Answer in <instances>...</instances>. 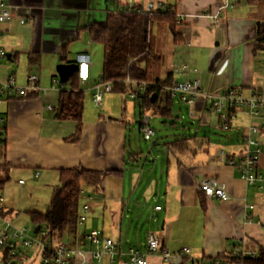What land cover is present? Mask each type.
I'll use <instances>...</instances> for the list:
<instances>
[{
	"label": "crops",
	"instance_id": "1",
	"mask_svg": "<svg viewBox=\"0 0 264 264\" xmlns=\"http://www.w3.org/2000/svg\"><path fill=\"white\" fill-rule=\"evenodd\" d=\"M5 1L10 5L12 18L0 23V50L5 53L0 57V82L13 76L16 85L26 86L27 77L34 74L39 89L32 97L6 93L2 96L0 175L3 176L0 180L4 176L9 178L8 173L26 174L29 178H40L42 185L57 182L53 190L62 168L78 166L118 172L104 176L99 188L100 199L91 203L85 193L92 187L82 184L77 214L87 203L85 221L77 222V233L64 234L66 241L61 240L64 235L58 241L51 238L53 243L63 242L77 250L74 264H126V250L135 247L144 251L149 232L157 235L171 255L164 260L158 253H148L147 264H189L190 258L206 260L237 251L256 254L259 246L264 247L261 229L264 123L260 119L239 111L230 128L221 131L217 116L207 110L209 101L198 97L191 105L182 102L196 124L180 126L173 107L175 101H181L172 98L173 117L165 121L160 116V124L165 128L159 133L154 131L152 145L144 153L133 132L127 139V121L123 116H112L109 112L105 115L91 110L90 106L87 112L83 102L77 141L67 140L74 133L77 121L55 116L62 87L56 65L77 63L78 55H88V80L79 84L84 98L92 100L103 53L101 45L90 39V25L104 21L108 13L144 9L149 3L160 5L163 11L170 9L180 21L175 30L181 34L182 41L173 44L171 34L167 37L168 61L163 73L172 70L176 82L199 78L205 93L221 94L237 88L244 95L256 93L264 97V50L253 51L255 24L262 18V6L248 0H234L230 4L225 0ZM161 30L169 32L164 26ZM154 31L158 33L159 26ZM159 48L156 43V50L163 54ZM180 65L186 66L180 72L174 71ZM164 99L165 93L161 91L158 107L164 105ZM254 124L259 126L256 173L261 180L248 184L240 177L238 163L245 147L244 136ZM214 125L215 130H211ZM148 160H151L149 166ZM204 177L217 179L229 199L201 198L197 184ZM6 181L0 187L1 206L10 215L14 201L10 196H2ZM18 183L25 184L22 179ZM148 202L154 203L150 213L153 226L142 235L143 208ZM157 205L160 209L154 208ZM92 229L113 239L121 253L112 256V260L105 253L99 260L93 258L91 252L101 250V245L86 240L85 235ZM182 247L189 249L186 257L179 255Z\"/></svg>",
	"mask_w": 264,
	"mask_h": 264
},
{
	"label": "trees",
	"instance_id": "2",
	"mask_svg": "<svg viewBox=\"0 0 264 264\" xmlns=\"http://www.w3.org/2000/svg\"><path fill=\"white\" fill-rule=\"evenodd\" d=\"M248 1L263 8L262 18L255 24L253 51L264 50V0ZM176 25V15L170 9L146 12L133 8L108 13L104 21L93 23L88 29L90 39L102 47L100 79L110 82L111 92H137L136 97L139 100H134L139 112L152 109L153 113H158L165 121L173 117L171 115L173 99L169 94H165L164 105L158 107L157 98L163 87L170 86L176 81L170 69L163 75L159 73L158 67L164 56L156 50L153 31L155 26L166 27L171 34V42L176 44L182 41L181 34L175 30ZM174 71H177L176 67ZM79 82L78 71L75 70L60 84L62 87L55 108L57 118L77 121L74 133L67 137L69 141H77L81 131L84 92L80 89ZM142 84L143 92L140 90ZM35 92H26L23 97H32ZM112 173L118 174L117 170L96 171L78 166L59 169L58 184L52 190L46 209L42 212L26 211L34 228L39 225L50 239L56 241L63 233H77L79 189L82 184L97 188L104 176ZM8 179V176H4L3 180H0V187ZM199 196L205 197L201 191ZM3 214L7 213L3 211ZM28 232L36 233L34 230ZM236 253L219 254L217 257L228 264H264L262 246H259L256 254L252 256L244 255L237 258ZM1 255L3 264H7L8 253L2 251ZM9 258L11 264H22L18 255Z\"/></svg>",
	"mask_w": 264,
	"mask_h": 264
},
{
	"label": "built area",
	"instance_id": "3",
	"mask_svg": "<svg viewBox=\"0 0 264 264\" xmlns=\"http://www.w3.org/2000/svg\"><path fill=\"white\" fill-rule=\"evenodd\" d=\"M226 4H230L234 0H225ZM161 9L160 5L149 3L143 11L150 12ZM12 18V11L10 5L5 0H0V23L10 20ZM22 22L23 19L21 18ZM217 21V20H216ZM179 24L180 21L176 20ZM5 55L3 50H0V57ZM90 66V59L88 55L80 54L77 56V71L81 82L88 80V70ZM186 65L177 66V72L185 68ZM27 85L19 86L14 83L13 76H8L3 82H0V103L3 101V94H8L14 97H23L28 91H37L39 86L37 84V76L31 74L27 77ZM57 82V80H54ZM140 90L143 92V84L140 85ZM95 91L92 94V101L100 105L102 102V95L105 92L111 91V84L108 81H102L98 77V82L95 85ZM162 91L169 94L171 98L177 99L183 103L191 105L192 102L198 98H205L209 102L207 110L214 113L218 119V126L220 129L227 130L239 111L249 113L251 117L260 119L264 123V97L261 94L251 93L244 95L240 89L229 88L221 94L203 92L199 78H191L180 80L170 86L163 87ZM137 92H130L129 97L136 99ZM51 109V106H47ZM150 115L145 111L140 112L139 130L141 131L145 140H150L154 134L153 128L149 123ZM0 118V123H2ZM245 147L240 157L238 171L240 177L248 184H253L261 180L259 174L256 173L259 148V126L250 125L244 136ZM220 155L226 157L224 151H220ZM199 191L203 192L206 197H215L222 200L229 199V194L225 188L213 177H204L199 180L197 184ZM81 193V191H80ZM83 197H88L83 195ZM2 198L0 196V250L6 251L9 257L17 256L22 264H74V258L77 250L67 246L63 242L53 243L44 229L40 228L34 234H29V229L24 226H16L10 218L3 214V207L1 206ZM88 204L84 203L77 214L78 224H82L86 218ZM155 209H160L157 205ZM33 231V227L31 228ZM30 229V230H31ZM264 231V223L261 225ZM88 242L95 245H101V250L91 252L92 257L99 260L102 254L109 255L110 260L112 256L119 255L120 249L113 239L103 237L100 230L92 229L85 235ZM148 253H158L164 260H167L171 253L162 246L159 238L153 232H149L146 237L145 250L135 247H129L126 252V264H147ZM189 249L182 247L179 255L182 257L188 255ZM244 255H254L252 251H237L236 257L241 258ZM7 258V264H11L10 258ZM189 264H228L225 260L214 257L206 260L188 259Z\"/></svg>",
	"mask_w": 264,
	"mask_h": 264
},
{
	"label": "rangeland",
	"instance_id": "4",
	"mask_svg": "<svg viewBox=\"0 0 264 264\" xmlns=\"http://www.w3.org/2000/svg\"><path fill=\"white\" fill-rule=\"evenodd\" d=\"M163 26H159V32L154 34L155 37V42L157 43V45H159V49H161V51H163L164 57L162 60V63L159 65L158 69H159V73L161 75H163L165 69V65L167 63V56L165 53V49H166V42H167V37H170V32L168 33H164L161 28ZM155 33V31H153ZM167 51V50H166ZM167 69H169V67H166ZM129 93L130 92H109L104 94V99L103 102L101 103V105H97L95 104L90 97H88V99L86 100L84 98V108L87 109V112H89V106L90 108H92L91 110H99V112H103L105 113V115H107V113L109 112V114H111L112 116H123L125 118V120L127 121V139L129 138V134L133 132L134 136L133 138L136 140V142L140 145V147L144 150V153L146 151L147 153V149L148 147H150L152 145V139L151 140H145L143 138V135L141 133V131L139 130V118H140V114L138 113V106L136 104V101L129 97ZM105 95H110L109 98H105ZM87 98V97H86ZM160 99H162V95L160 96ZM175 108L173 107V111L176 115L179 116L178 121L180 123V126L184 125L186 127L191 126V125H195V118L191 117L188 115V108L186 104H183L182 102H177L175 101ZM145 112H147L148 115L151 116L150 118V126L153 128L154 131H156L157 133H159L161 130H163L165 127L163 126V124H160V120L161 117L158 113L156 112H152L151 110H145ZM171 120V119H170ZM216 125H214V127H211V130H215ZM1 127V126H0ZM221 131H227V130H223L220 129ZM131 131V132H130ZM139 131V132H138ZM2 132L1 128H0V133ZM128 142V140H127ZM151 160L147 161V166H149V164H151L150 162ZM2 173V172H1ZM9 174V180H7L4 184V188L2 191V196L3 198H6L8 196H10V198L12 199L13 205L12 209L14 211H12V213H10V215L5 214L7 217L10 216V219L13 220V222L17 225V226H24L27 229H31L33 227V223L31 222V220L29 219L27 213L25 211H31V210H35V211H44L46 206L48 205V201H49V196H50V192L52 190V187L54 186L55 183H48L47 185H42V182H40V178H29L26 174H14V173H8ZM3 175L1 174L0 177H2ZM22 179L25 184L21 185L18 183V180ZM99 187L97 188H88L86 191V195L89 196V198L87 200L91 202H93L94 200H98L100 199L99 197ZM92 196V198L90 197ZM135 196H138V194H135ZM82 201V200H81ZM7 204V203H6ZM153 202L150 203H144V208H143V213H144V219L148 220V222H146L145 220H142L143 222H141L142 224V235L144 234V232L151 226H153L151 224L152 219H151V209L153 206ZM9 206V205H8ZM9 208H11L9 206ZM7 207V209H9ZM150 215V217H149ZM155 216V215H153ZM156 221L158 220V216H156ZM69 235V233H63V235ZM62 235V236H63ZM64 237L61 238L62 241H66V238ZM60 239V238H59ZM130 244L131 241L129 242ZM1 250H0V264H3L2 262V255H1Z\"/></svg>",
	"mask_w": 264,
	"mask_h": 264
},
{
	"label": "water",
	"instance_id": "5",
	"mask_svg": "<svg viewBox=\"0 0 264 264\" xmlns=\"http://www.w3.org/2000/svg\"><path fill=\"white\" fill-rule=\"evenodd\" d=\"M55 69L59 79L62 82H65L67 78L70 76V74L73 73L75 70H77V63L72 62L67 64H57ZM38 229H39V225H36L34 228V232H37Z\"/></svg>",
	"mask_w": 264,
	"mask_h": 264
}]
</instances>
